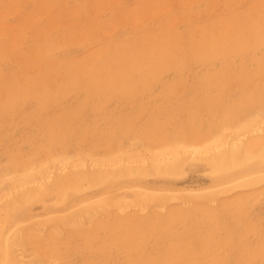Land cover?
I'll return each mask as SVG.
<instances>
[{"label": "rangeland", "instance_id": "obj_1", "mask_svg": "<svg viewBox=\"0 0 264 264\" xmlns=\"http://www.w3.org/2000/svg\"><path fill=\"white\" fill-rule=\"evenodd\" d=\"M3 263L264 264V0H0Z\"/></svg>", "mask_w": 264, "mask_h": 264}, {"label": "bare ground", "instance_id": "obj_2", "mask_svg": "<svg viewBox=\"0 0 264 264\" xmlns=\"http://www.w3.org/2000/svg\"><path fill=\"white\" fill-rule=\"evenodd\" d=\"M234 146L232 147V151H231V153H232V157H236L237 156V153H239V146L237 145V144H233ZM226 154H224L223 156H222V158L221 159H225L226 158ZM27 198V197H26ZM7 241H6V246H7ZM8 257V256H7ZM10 257V256H9ZM6 259V258H5ZM7 260V259H6ZM8 263V262H7ZM4 264V263H3Z\"/></svg>", "mask_w": 264, "mask_h": 264}]
</instances>
